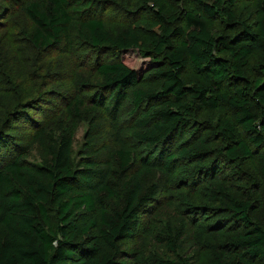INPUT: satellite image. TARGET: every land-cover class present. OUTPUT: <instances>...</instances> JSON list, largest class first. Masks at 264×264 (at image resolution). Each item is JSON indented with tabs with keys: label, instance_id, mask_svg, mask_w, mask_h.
I'll list each match as a JSON object with an SVG mask.
<instances>
[{
	"label": "trees",
	"instance_id": "16d2710c",
	"mask_svg": "<svg viewBox=\"0 0 264 264\" xmlns=\"http://www.w3.org/2000/svg\"><path fill=\"white\" fill-rule=\"evenodd\" d=\"M112 1L30 0L21 7L29 23L21 36L37 49L67 53L83 44L119 55L109 61L96 60L98 82L93 89L97 94L90 106L79 92L65 106L72 129L82 120L88 123L89 138L79 162L72 156L70 134L42 128L35 131L33 138L45 146L47 156L30 163L18 153L5 129H0V264H125L118 243L133 235L140 214L160 188L157 181L142 180L154 177L152 159L160 155L158 148L180 128L189 126L191 116L220 106L232 115V120H222L215 127L225 143L224 158L247 163L258 157L260 161L259 208L264 216V0H254L252 27L241 24L239 32L219 36L212 33L207 19L219 14L232 32L239 22L228 7L236 0H192L200 11L187 10L181 15H168L160 3L154 14L163 26L158 33H151L145 44L157 56L150 73L158 80L153 87L137 86L148 69L137 70L122 58L124 50L141 46L139 31L124 27L110 32L95 9ZM15 21L10 19L7 34H16ZM253 51L261 56L254 70L248 63ZM188 66L201 80H186ZM74 82L77 90L92 86L91 77L84 72L76 75ZM230 83L235 86L233 92L227 89ZM128 96L130 113L137 118L122 126L118 109ZM101 101L111 109V121H117L112 134L99 110ZM147 102L146 110L139 112ZM21 109L18 112L26 114L28 106ZM108 135L116 140V147L103 144ZM207 138L191 148L165 153L166 164L174 159L192 162L212 156ZM135 154L140 167L131 172ZM217 172L219 169L206 174L212 178ZM214 188L220 195L214 198L225 206L235 226L218 243L209 245L207 264H249L255 260L264 264V220L250 215L258 207L251 197L228 193L222 183ZM90 229L96 234L87 235ZM181 237L176 229L163 238L174 258L153 254L140 264H188L177 254Z\"/></svg>",
	"mask_w": 264,
	"mask_h": 264
},
{
	"label": "rangeland",
	"instance_id": "374dc122",
	"mask_svg": "<svg viewBox=\"0 0 264 264\" xmlns=\"http://www.w3.org/2000/svg\"><path fill=\"white\" fill-rule=\"evenodd\" d=\"M29 1L0 0V129H5L4 132L17 145L18 153L22 152L23 158L30 163L38 162L47 156L45 146L33 138L35 131L42 128L45 132L51 130L58 134H70L72 156L79 162L81 154H84L83 145L89 138L88 123L82 120L72 129L65 106L77 92L84 99L86 106H90L92 97L97 94V90L94 91V85L98 82L95 73L96 60L116 59L119 52L96 50L83 44L74 46L67 53L58 49L35 48L21 36L23 29L29 26L22 9ZM160 3L164 5V11L168 15H181L187 10L200 11V7L192 0H113L107 5L95 8L99 10L98 14L110 32H117L124 27H134L139 31L141 46L124 50L122 53V58L133 68L148 69L142 82L137 84L139 87H153L158 83V80L150 77L155 65L153 61L157 56L151 53V49L148 50L145 44L149 41L150 34L158 33L163 26L157 22L154 14ZM228 9L235 13L239 25L230 32L227 22L219 14L214 19H207L208 26L215 36L235 34L241 30V24L249 27L254 25V0H236ZM10 19H16L15 23L18 24L15 35L13 32L6 33ZM248 60L254 70L261 62L260 53L253 51ZM82 72L91 77L92 86L77 90L74 78ZM185 78L189 82L201 80L191 66L186 68ZM234 88L232 83L227 86L231 92ZM148 105L149 102L141 107L139 112L146 110ZM21 106H28L26 114L24 111L18 112L22 110ZM99 106L104 120L109 122L107 131L112 134L115 132L113 126L117 121H111L112 112L105 102L101 101ZM131 107V96H128L118 109L121 116L120 125H131L137 118L135 114L131 115ZM15 111L19 113L18 116H14L17 114ZM225 119L232 120V115L223 106L216 110L196 113L191 116L189 126L180 128L177 134L171 135L158 148L160 155L152 159L154 177H143L142 180L157 181L160 188L155 200L140 214L133 235L118 243L121 253L125 255V264H140L144 258L153 254L174 258L163 238L169 231L174 233L176 229L180 230L182 235L177 242V254L187 259L188 264H207L211 256L209 245L218 243L231 233L228 229L235 226L233 220L228 217L225 206L214 198V195L220 197L219 193L215 192L214 184L222 183L228 193L236 196L251 197L258 207L252 210L251 217L264 220L263 209L259 208L262 188L259 186L257 171L260 161L258 157L247 163L232 162L224 158L225 143L215 127ZM108 136L103 144L111 148L116 147V140L111 135ZM207 136L208 144L212 147V156L192 162L174 159L166 164L165 153L176 152L182 147L191 148L199 139ZM15 153L16 150L13 149L12 157ZM139 167L135 154L131 172L137 171ZM217 169L219 172L212 178L206 174ZM53 215L55 214L52 213ZM223 225L224 228L220 229ZM237 228L238 231L242 230ZM95 234L96 231L90 229L87 235ZM249 264L262 262L255 260Z\"/></svg>",
	"mask_w": 264,
	"mask_h": 264
}]
</instances>
